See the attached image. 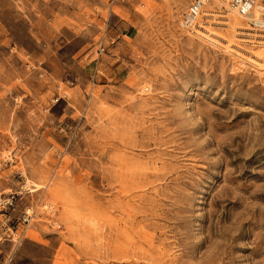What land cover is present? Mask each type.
Returning <instances> with one entry per match:
<instances>
[{
    "label": "rangeland",
    "instance_id": "obj_1",
    "mask_svg": "<svg viewBox=\"0 0 264 264\" xmlns=\"http://www.w3.org/2000/svg\"><path fill=\"white\" fill-rule=\"evenodd\" d=\"M226 1L212 45L187 0H0V264H264V35Z\"/></svg>",
    "mask_w": 264,
    "mask_h": 264
},
{
    "label": "built area",
    "instance_id": "obj_2",
    "mask_svg": "<svg viewBox=\"0 0 264 264\" xmlns=\"http://www.w3.org/2000/svg\"><path fill=\"white\" fill-rule=\"evenodd\" d=\"M112 1H124V0H111ZM204 0H187V5L181 14L179 20V26L182 29H191L198 25L199 17L202 13V7ZM224 12H220V15H224L227 11H233L240 16L247 23L250 30L255 33H261L264 35V0H227L223 7ZM263 41L264 40H260ZM102 51V48L99 49ZM13 193L0 197V215H2V221L8 220L6 211L10 207L13 199ZM28 214L25 212L21 216L22 221H27ZM9 258L5 260L3 264H7Z\"/></svg>",
    "mask_w": 264,
    "mask_h": 264
},
{
    "label": "bare ground",
    "instance_id": "obj_3",
    "mask_svg": "<svg viewBox=\"0 0 264 264\" xmlns=\"http://www.w3.org/2000/svg\"><path fill=\"white\" fill-rule=\"evenodd\" d=\"M204 4H205V0L203 1ZM231 12V11H230ZM205 27V26H204ZM186 31H189V32H194V34L197 36L199 35L201 37V39L203 40H206L207 42H209L210 44H215L214 41H216L215 37H219L217 34H215V32H210L207 28H204V33L195 29V27H192L191 29H185ZM217 42V41H216ZM222 43V42H219V44ZM224 45L223 46V49H225L226 52H229V51H232V48L229 47V45L227 44H222ZM231 48V49H230ZM236 55H239V52L236 51L235 53ZM254 61V62H253ZM256 60L255 59H251V62L256 65L258 67L259 64H256L255 62ZM261 66V65H260ZM37 187V186H36ZM33 191V190H31Z\"/></svg>",
    "mask_w": 264,
    "mask_h": 264
}]
</instances>
